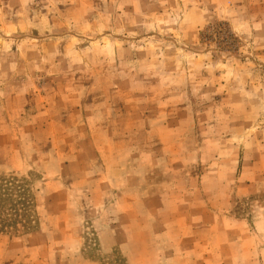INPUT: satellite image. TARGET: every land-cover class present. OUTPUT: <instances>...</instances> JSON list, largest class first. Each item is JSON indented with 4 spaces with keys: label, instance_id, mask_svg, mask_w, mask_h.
Masks as SVG:
<instances>
[{
    "label": "rangeland",
    "instance_id": "1",
    "mask_svg": "<svg viewBox=\"0 0 264 264\" xmlns=\"http://www.w3.org/2000/svg\"><path fill=\"white\" fill-rule=\"evenodd\" d=\"M0 178V264H264V0H0Z\"/></svg>",
    "mask_w": 264,
    "mask_h": 264
},
{
    "label": "trees",
    "instance_id": "2",
    "mask_svg": "<svg viewBox=\"0 0 264 264\" xmlns=\"http://www.w3.org/2000/svg\"><path fill=\"white\" fill-rule=\"evenodd\" d=\"M32 200L27 185H22V182L15 185L6 178H0V233L18 230L19 224L25 231L32 230L30 225L35 223V218H30Z\"/></svg>",
    "mask_w": 264,
    "mask_h": 264
}]
</instances>
